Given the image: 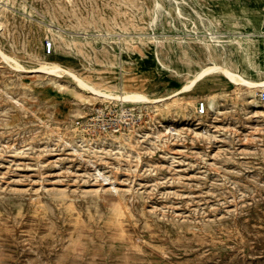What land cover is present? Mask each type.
I'll use <instances>...</instances> for the list:
<instances>
[{
  "label": "rangeland",
  "instance_id": "374dc122",
  "mask_svg": "<svg viewBox=\"0 0 264 264\" xmlns=\"http://www.w3.org/2000/svg\"><path fill=\"white\" fill-rule=\"evenodd\" d=\"M238 1L0 0V264H264L259 93L252 101L239 98L238 87L223 95L233 88L213 80L219 73L184 92L189 102L178 93L195 68H234L249 55L240 46L252 19H236V31L220 21ZM207 29L219 43L203 39ZM43 63L152 102L94 99L65 72H39ZM203 95L217 112L196 113ZM96 110L114 127L87 129ZM52 118L85 138L131 134L161 120L180 133L168 144L144 142L136 173L125 154L87 153L83 159L109 179L102 183L54 133L49 138L42 127ZM199 119L212 123L208 141L193 134ZM101 184L103 198L93 196ZM130 186L137 206L119 195Z\"/></svg>",
  "mask_w": 264,
  "mask_h": 264
},
{
  "label": "bare ground",
  "instance_id": "6f19581e",
  "mask_svg": "<svg viewBox=\"0 0 264 264\" xmlns=\"http://www.w3.org/2000/svg\"><path fill=\"white\" fill-rule=\"evenodd\" d=\"M205 17L208 18L209 20L210 19L214 20L213 17H210L209 15H206ZM202 37L203 39L208 40L212 43H219L220 41L218 34L212 33L208 29L205 31ZM49 52H51V50ZM38 70L39 72L40 71L45 72L47 75H54L56 77L60 76L59 73L65 72L67 75H69L70 78L74 80L76 87H78L83 92L91 93L92 97L93 96L96 97V98L93 97L94 99L99 98V100L102 99V100H110V101H121V102H129V103H136V104H142V105L147 104L149 101L152 102V99L138 92H126L122 94L119 92L121 95H118L115 93L107 92L105 90L97 89L93 87L92 85L79 79L77 76H75V74L69 71H66L60 68L59 66L55 65V63L54 64L43 63L40 66V68L38 67ZM214 73L216 74L219 73L220 76L226 77V79L228 78L233 84V87H232L233 89L229 91L228 93L227 91H224L223 95H227V94L233 95V93L235 92L234 89L238 87L237 89L238 91L236 92V94L239 96V98H246L248 96L249 99L252 101L254 100V93L256 92L259 93L260 91L264 90V79L261 80L260 82H251L248 80L246 74L244 75L238 74V73L232 72L228 70L227 68H223L222 66L216 64V65L208 66V67L201 68V69L195 68V70L190 71L191 77L187 81H185L179 89L178 93L181 94L180 99L186 102H189V99L185 98L183 93L196 88L197 85H200L199 83L207 80L208 77ZM175 95L176 94L173 93L164 98L154 99V101L155 103H160V102L165 103L171 100ZM210 97L212 96H208V95L199 96L198 98H200V100L198 101V103L204 100L206 104V108L212 109V112H217V109L213 105L214 99L211 100L209 99ZM70 104L71 106H74V105L81 106L80 102L76 100H72ZM151 110L155 112L153 107L151 108ZM200 120L201 119H199V121L196 120L197 123L194 125L195 128H194L193 134H195L194 135L195 137L196 136L202 137L204 140L208 141L213 137V134L211 133L212 123L207 122L208 120L207 121L206 120L200 121ZM57 125L58 123L54 122V119L52 118L51 121L50 122L48 121L47 123H45L42 128L48 131L50 139L51 137H53L52 133L55 134L54 137L57 138L60 147H65L66 150L70 151L72 155H74L75 157L81 160H84L86 164L92 167L95 172V176L99 178L102 181V183L104 182L107 183L109 179L106 176H103L98 168L94 167L95 166L94 162L88 159H86L85 161V159H83V157L87 153H90L92 155L96 154V156L97 155L102 156V153H106L108 151L113 152L114 154H119L120 156L125 154L126 157L128 158L130 157V159L134 158L136 160L134 165L131 164V161L127 160L128 164L132 166L133 168L132 170L133 173H136L137 172L136 169L139 167L140 163L142 162V157H141L142 151L147 149L146 145H144V142L149 143L150 145H154V141L156 140L157 142L164 145L166 143L168 144V141H170L171 138H175L180 133V130L175 128V126H173L171 121L169 123H164L162 122V120L157 122V124L148 123L147 130L142 129L136 132L131 131L130 132L131 134H126V133H120L119 135L106 134L103 136H97L95 138H85L81 136V134L72 130L67 125L66 126L60 125L59 127H56ZM53 126H55L56 128L53 129ZM51 129L53 132L50 133ZM197 129H200L201 131L196 132ZM149 137H151V139ZM45 148L47 149L48 147L46 146ZM113 188L111 189V192L113 193V195H117L116 191L114 190L115 188L114 189ZM103 193H104V187H103V184H101L99 189L96 191V193H94L93 196L98 197V198H103ZM119 195L121 196L122 203L125 206H129L130 204H134L136 206L138 205L139 198L137 196L136 191H134V189H132L131 186L128 187L125 192ZM125 206H122L123 207L122 209H124ZM120 215H122V213H120Z\"/></svg>",
  "mask_w": 264,
  "mask_h": 264
},
{
  "label": "crops",
  "instance_id": "0c3cea01",
  "mask_svg": "<svg viewBox=\"0 0 264 264\" xmlns=\"http://www.w3.org/2000/svg\"><path fill=\"white\" fill-rule=\"evenodd\" d=\"M238 18L240 22L242 18L246 21L247 19H252V22L248 24L242 33V36H250L249 40L246 41L248 44H244V46L241 44L240 46L248 48L249 55H245V60L243 62H237L234 68L224 66L220 63H214L208 66L218 64L232 72L246 74L248 80L251 82H260L264 79V0H249L247 4H243L239 0L235 5L233 4L232 8L226 10L220 21H222L225 27H231L236 31L238 29L236 27V19ZM213 80L223 81L226 84L225 88L233 87L232 82L228 78L226 79V77L220 76V78H213Z\"/></svg>",
  "mask_w": 264,
  "mask_h": 264
},
{
  "label": "built area",
  "instance_id": "2783aa9c",
  "mask_svg": "<svg viewBox=\"0 0 264 264\" xmlns=\"http://www.w3.org/2000/svg\"><path fill=\"white\" fill-rule=\"evenodd\" d=\"M46 49L48 51L51 50V43L46 44ZM258 100L262 103H264V90L260 91L258 94ZM205 104L203 102L197 103L196 106V113L198 115H203L205 112ZM130 113L129 110L124 111V115L127 116ZM106 115H103V112L101 110H96L95 114L89 118L87 121H85L84 125L87 129L93 130V131H106L108 129H111L114 127V121L113 123L107 122Z\"/></svg>",
  "mask_w": 264,
  "mask_h": 264
}]
</instances>
